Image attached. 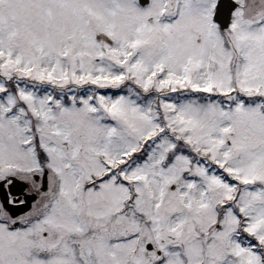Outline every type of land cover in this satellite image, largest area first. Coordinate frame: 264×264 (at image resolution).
Segmentation results:
<instances>
[{
	"label": "snow or ice",
	"instance_id": "6c2138e0",
	"mask_svg": "<svg viewBox=\"0 0 264 264\" xmlns=\"http://www.w3.org/2000/svg\"><path fill=\"white\" fill-rule=\"evenodd\" d=\"M0 264H264V0H0Z\"/></svg>",
	"mask_w": 264,
	"mask_h": 264
}]
</instances>
